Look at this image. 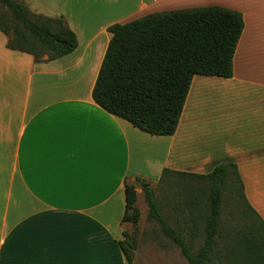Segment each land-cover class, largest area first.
Masks as SVG:
<instances>
[{"label": "crops", "instance_id": "0c3cea01", "mask_svg": "<svg viewBox=\"0 0 264 264\" xmlns=\"http://www.w3.org/2000/svg\"><path fill=\"white\" fill-rule=\"evenodd\" d=\"M113 4L103 9L113 17L100 21L56 7L47 14L77 36V47L53 60L7 48L0 31V264H128L119 244L125 182L157 183L165 168L206 174L235 164L264 220V0ZM211 5L243 18L233 75H194L172 135L145 133L95 103L109 25Z\"/></svg>", "mask_w": 264, "mask_h": 264}, {"label": "trees", "instance_id": "16d2710c", "mask_svg": "<svg viewBox=\"0 0 264 264\" xmlns=\"http://www.w3.org/2000/svg\"><path fill=\"white\" fill-rule=\"evenodd\" d=\"M0 5V31L7 37V48L31 54L35 62H41L71 53L77 47V36L61 15L30 16L18 0H0ZM107 30L111 37L92 88V99L145 133L167 136L176 130L194 75H233V55L243 18L235 10L211 5L150 13L115 22ZM167 174L208 184L201 202L199 198V203L192 201L197 202L195 205L191 201L175 205L179 213L176 226L161 213L153 191L144 190L147 218L159 224L188 264H264V220L246 201L235 164H218L206 174L165 168L158 182ZM134 180L125 182L122 221L136 225L140 217L136 184H144L145 180L139 176ZM234 183L251 215L237 206L235 222L226 225L228 220L221 216L222 193L225 188L233 193ZM243 217L248 222L242 221ZM197 237L202 241L193 251ZM119 244L131 264L137 247L136 232L123 231Z\"/></svg>", "mask_w": 264, "mask_h": 264}, {"label": "rangeland", "instance_id": "374dc122", "mask_svg": "<svg viewBox=\"0 0 264 264\" xmlns=\"http://www.w3.org/2000/svg\"><path fill=\"white\" fill-rule=\"evenodd\" d=\"M18 1L25 5L30 16L54 15L57 14L55 12L58 9H61L67 17H79L81 22L85 13H88L86 14L87 21L112 18L113 16L104 10L112 8L115 0ZM55 7L58 9H55ZM0 9H2L1 5ZM100 10H102L101 13H98ZM156 182L145 181L144 184H137L138 197L136 205L140 209V217L136 225L126 222L124 230L127 234L136 232L137 247L134 250L131 264H188L185 257L180 253V249L162 233L159 224L155 220L147 218L148 208L144 199V190L150 188L153 191L161 213L169 224L176 226V217L179 216V213L175 211V205L180 202L184 203V201H191L195 205L197 202L199 203V198L201 202L200 196L207 189L208 184L201 179L168 174L161 181L158 182L157 179ZM229 191V188H225L222 193L221 216L222 220H228L226 225L229 222H235L234 217L237 206L250 214L241 197L238 185L234 183L233 193ZM193 200L197 202H192ZM248 220V218L243 217L242 221L248 222ZM201 241V237L195 239L192 247L193 251L197 249Z\"/></svg>", "mask_w": 264, "mask_h": 264}]
</instances>
